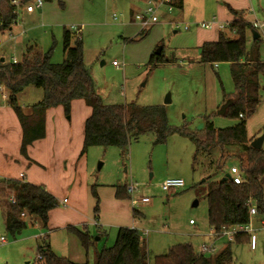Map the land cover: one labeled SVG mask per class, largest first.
<instances>
[{
  "label": "rangeland",
  "instance_id": "rangeland-1",
  "mask_svg": "<svg viewBox=\"0 0 264 264\" xmlns=\"http://www.w3.org/2000/svg\"><path fill=\"white\" fill-rule=\"evenodd\" d=\"M36 1L31 0L22 7L16 0V24L8 31L0 30V61L2 59L5 64H11L13 58L17 63L22 62L27 48L50 52L51 62L61 64L63 32L64 29H71L83 44L84 63L105 105L162 107L167 125L180 129L204 130L207 119L216 129L229 128L240 122V119L218 114L226 100L235 94L230 64L219 63L215 68V65L201 62L196 30L175 31L169 24L178 21L177 10L158 24L141 30L133 18L136 11L146 7L147 1L41 0V9H35L33 14L27 13L26 7L35 8ZM253 2L255 8H258L259 2L264 10V0ZM259 16V20L264 22V13L259 12ZM199 31L207 34L210 30ZM228 36L236 38L234 33ZM260 39L263 41L261 57L264 59V29ZM113 62L119 67H114ZM0 92L6 96L5 90ZM168 95L170 103L165 104ZM42 98V90L26 87L18 96V107H32ZM3 105H7L6 98L0 97V108ZM76 105L71 104L70 117H65L64 111L61 114L71 148H74L77 132L83 135L86 120L87 107ZM244 120L249 140L264 138V79L256 112ZM62 125L57 123L59 129ZM155 141L154 134L142 135L137 141H131L125 152L118 147H91L82 154L81 145L71 160L68 156L67 160H60L61 145L51 143L48 147L50 157L60 161L61 170L65 162L73 169L71 183L67 185L65 182L63 198H68L72 190L82 184L94 200L93 208L98 202L101 209V202H109V199L106 195L101 197L100 188L115 189L116 185H125L129 190L132 187L133 191L127 192L130 198L124 201L131 198L136 201L135 226L139 229L149 264H156L157 257L167 255L172 246L179 244L191 245L197 256L209 262L206 264H216L215 259L227 241L223 237L217 239L208 224L206 186L202 183L210 177L212 181L218 180L223 170L230 173L232 167L240 173L238 159H227L222 172L215 175V168L210 170L209 165L217 159L198 154L189 140L173 135L164 143ZM172 178L183 180L185 186L179 192L166 193L162 190V183ZM60 184L59 180L54 182L56 190ZM93 192L97 198L93 197ZM59 198L62 199L60 195L55 196L59 204L57 207H60ZM191 220L194 225L189 224ZM260 221H264V216L257 215L251 220V228L256 231V250H250L244 236V242L232 245V260L226 264H264V230H261ZM69 227L85 230L94 237V246L88 258L79 241L68 230L50 232L37 221L28 223L16 235L8 233L0 208V236L7 240L5 244L0 243V264H43L37 260V250L45 241L59 258H66L75 264H85L88 260L92 264L96 252L114 245L118 230L109 226L104 229L103 235L97 236L94 228L85 229L81 224ZM203 244H215L218 251L201 254Z\"/></svg>",
  "mask_w": 264,
  "mask_h": 264
},
{
  "label": "trees",
  "instance_id": "trees-1",
  "mask_svg": "<svg viewBox=\"0 0 264 264\" xmlns=\"http://www.w3.org/2000/svg\"><path fill=\"white\" fill-rule=\"evenodd\" d=\"M16 0H0V30L8 31L16 24L18 9ZM51 2L52 0H45ZM140 1V0H138ZM148 1V0H143ZM155 1V0H153ZM31 0H19V6H26ZM173 7L181 11L183 0H174ZM233 16L224 30H220L216 42L204 43L199 48L203 64H230L235 94L226 100L225 115L240 119L235 126L216 129L206 120L204 130L176 128L167 125L162 107H141L137 105H105L95 90L91 72L83 57V44L78 34L71 29L63 32V62L53 64L51 53L27 48L20 63L0 62V91L6 92L7 105L15 112L22 130L21 152L27 157V149L44 137V114L47 110L61 107L65 117H70L71 103L82 100L91 109V115L84 122L82 154L91 147H118L125 152L131 141L142 135L154 134L155 143H164L173 135L189 140L198 154L209 158L210 170L215 175L222 172L227 159L236 157L240 169L241 182L235 185L231 179L222 182L229 175L224 172L218 180L208 178L206 186L208 224L216 233L222 228L245 226L250 222V207L255 206L257 215L264 216V150H254L252 139H248L244 118L255 114L260 103L264 60L261 57L263 41L252 39L254 31L244 19V12H236L228 7ZM235 33L236 38L228 35ZM77 39L74 41V39ZM33 86L43 91V98L34 104L32 117H24L18 107V96L26 87ZM0 92V97L1 96ZM240 115L244 117L241 119ZM118 200L128 199L125 185L115 186ZM97 198L95 192H93ZM14 201V203H13ZM58 201L43 186H35L22 180L5 179L0 181V208L8 233L16 235L28 223L39 221L43 228L48 226V214L58 206ZM98 202L94 209L98 219ZM136 213V211H135ZM136 216V214H135ZM25 218H29L26 221ZM68 232L76 237L85 256L94 246V237L85 230L68 227ZM239 235L233 242L223 244L216 264H226L232 260V245L244 242ZM141 236L136 229L118 228L114 245L95 253L92 264H149L148 254ZM37 260L43 264H75L66 258H59L45 241L38 247ZM202 256H197L191 245L172 246L167 255L157 257L156 264H206ZM85 264H90L87 260Z\"/></svg>",
  "mask_w": 264,
  "mask_h": 264
},
{
  "label": "crops",
  "instance_id": "crops-1",
  "mask_svg": "<svg viewBox=\"0 0 264 264\" xmlns=\"http://www.w3.org/2000/svg\"><path fill=\"white\" fill-rule=\"evenodd\" d=\"M253 3V0H183V9L181 11L177 10L176 16L178 17V21L176 22L192 26L195 23L210 22V14L215 15V24L210 31L208 30L209 33H201L199 31L201 29H195L193 26L190 29L196 30L197 33L195 35L197 36V43L200 48L204 43L216 42L220 32L219 28L232 22L233 16L230 14L228 7L239 13L244 12V19L249 23L255 20L260 21L258 18L260 17L259 12L264 13V10H262V6H259V2H257L258 8H255V3ZM35 9L38 8H34L31 13L26 12L33 14ZM132 9V12L135 13L134 7ZM167 16L165 15L164 17ZM71 104L73 106L77 104V107L86 106L84 102H73ZM62 111L63 109L58 107L45 112L44 137L28 147V159H26L21 152L22 130L15 112L8 105H3L0 108V181L12 178L22 180L31 185L43 186L53 196H61L62 199L59 198V203L63 209L61 210L59 209L60 207H57L48 214L47 229L49 231H67L69 226H79L80 224L85 229L88 227L96 229L97 236L103 235L104 229L109 226H115L117 229L131 228L139 231L135 226V214L137 212L135 213L134 206L136 205V201L132 200V198L126 202L124 200L127 199L118 200L115 197L116 190L114 188L104 187L99 189L101 197L106 195L109 202H101V209L98 206V219L95 218L94 200L88 196V190L82 184L73 189L68 198H63V193L66 192L65 182L68 185L72 181V165L68 167V163L65 162L66 165L61 170L60 161L54 157L53 159L50 157L48 147L51 143L52 145L60 144V160H67V156L71 160L79 152L81 145L83 147V135H81L80 131L77 132L76 139L73 142L74 148L69 146V136L63 129L66 125L61 115ZM20 112L24 117H32L34 115L31 107H24L20 109ZM90 115L91 109L87 107L85 119ZM62 122L64 123V127ZM57 123H61L62 129L57 127ZM11 144L14 145L12 146ZM7 154L8 156H6ZM58 180L61 184L59 189L56 190L57 186H54V182ZM69 197L71 198L69 199ZM64 201H66L65 204ZM66 209L68 210L64 211ZM201 254L205 253L201 252Z\"/></svg>",
  "mask_w": 264,
  "mask_h": 264
},
{
  "label": "built area",
  "instance_id": "built-area-1",
  "mask_svg": "<svg viewBox=\"0 0 264 264\" xmlns=\"http://www.w3.org/2000/svg\"><path fill=\"white\" fill-rule=\"evenodd\" d=\"M173 3H174V0H155V1L148 0L146 7L142 11L134 14L133 21H136L138 23V25L141 27V30H147L148 28L158 24L160 20L164 18L165 15H171L172 13H174L176 9L172 5ZM14 4L18 6L16 1L14 2ZM42 6H43L42 1L37 0L35 4V8L40 9L42 8ZM33 10H34V7L32 6L26 7V11L29 13L33 12ZM210 18H211L210 22L195 23L192 26L195 29L210 30L212 26L215 24V15L210 14ZM169 24L175 31L178 29L179 30L182 29L183 31H189L192 28V26L189 24H183V23H178V22H169ZM250 25L253 28V30L256 31L261 37V33L263 32V29H264V22L255 20V21H252ZM226 27L227 25L226 26L224 25V26H221L219 29L224 30ZM1 46H2V43L0 41V48ZM12 63L13 64L17 63L15 58L12 60ZM214 65H215V68H217V64H214ZM113 66L119 67V65L116 62H113ZM2 98L5 99L6 96L2 95ZM243 117H244L243 115H240L241 119ZM229 175L231 177L232 182L235 185L240 184L241 176L235 167L231 168ZM184 186H185V183L183 180L172 178V179H167L162 183V190L166 193L179 192L182 188H184ZM132 191H133V188L130 187L128 192L131 193ZM65 203L66 201H64V204ZM256 216H257V210L255 207L252 206L250 207V211H249L250 222L247 225L239 226L235 228L224 227L222 228L220 233H216L214 232V230L212 231L214 235L217 237V239H219L220 237H223L224 240H226L227 242H233L237 236L244 235L247 237L250 250L254 251L257 248V237L255 234L256 231H253L251 228V220ZM189 223L193 224V221H190ZM260 223H261V230H264V221H260ZM209 236L211 237V235ZM6 242L7 240L4 237L0 236V243L5 244ZM217 250H218V246H216L215 244H209V245L203 244L201 245V248H200V251L202 253H215Z\"/></svg>",
  "mask_w": 264,
  "mask_h": 264
},
{
  "label": "water",
  "instance_id": "water-1",
  "mask_svg": "<svg viewBox=\"0 0 264 264\" xmlns=\"http://www.w3.org/2000/svg\"><path fill=\"white\" fill-rule=\"evenodd\" d=\"M251 35H252V39H253L254 41L260 39V35H259L256 31H252V32H251ZM0 62L3 63L4 61L1 60ZM102 65H103V63H102ZM168 103H170V96H169V95L167 96V99H166V101H165V104H168ZM227 106H228V103L225 104V105L222 107V109L219 111L218 114L224 116L225 113H226V110H227ZM263 141H264V138L260 137V138L254 140V141L251 143V147H252L254 150L259 151V150L262 149ZM100 167H101V165L99 166V168H100ZM228 179H231L230 175H226V176L222 179V182H223V181H226V180H228Z\"/></svg>",
  "mask_w": 264,
  "mask_h": 264
}]
</instances>
